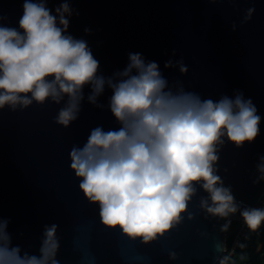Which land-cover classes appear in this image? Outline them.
<instances>
[{"label": "water", "instance_id": "obj_1", "mask_svg": "<svg viewBox=\"0 0 264 264\" xmlns=\"http://www.w3.org/2000/svg\"><path fill=\"white\" fill-rule=\"evenodd\" d=\"M23 2L0 0V16L6 18L0 23L18 28ZM62 2L48 0L47 6L55 14ZM69 2L74 11L68 33L87 41L104 76L123 70L129 53H141L158 63L170 86L180 82L185 90L213 100L239 91L253 101L261 116L260 134L240 148L226 142L218 174L242 207L256 206L264 196V181L253 183L258 158L264 156V0ZM249 7L255 12L242 24ZM181 57L186 74L165 68L168 60ZM89 92L85 87L78 119L67 128L54 122L62 105L50 101L15 112L0 110V218L9 221L12 244L38 255L44 226L57 224L60 264H217L227 221L205 218L198 207L206 195L202 190L189 205L193 219L186 214L181 224L149 245L102 225L98 206L79 190L69 152L74 144L82 146L93 128L107 131L119 125L107 107L111 90L98 99L103 108L87 102ZM235 218L244 221L239 213L230 220ZM258 229L264 237V223ZM169 252L177 259L171 260Z\"/></svg>", "mask_w": 264, "mask_h": 264}, {"label": "clouds", "instance_id": "obj_2", "mask_svg": "<svg viewBox=\"0 0 264 264\" xmlns=\"http://www.w3.org/2000/svg\"><path fill=\"white\" fill-rule=\"evenodd\" d=\"M47 5L48 0H24L18 28L0 23V110L15 112L50 101L62 105L54 122L67 128L78 119L85 87L90 89L87 102L100 108L99 97L111 90L107 107L119 127L106 131L97 126L69 152L79 190L98 206L102 225L149 245L186 214L193 219L189 205L202 190L206 195L198 207L205 218L225 219L222 230L237 213L250 229L259 228L264 208L242 207L218 174L226 142L240 148L260 134L261 116L253 101L239 91L213 100L185 90L180 82L170 86L158 63L141 53H129L123 70L104 76L87 41L68 33L74 11L69 0L55 14ZM254 12L249 7L241 23ZM164 66L182 75L189 70L182 57ZM255 167L253 183L258 184L264 181V156ZM8 224L0 218V264H60L57 224L44 226L38 255L12 244ZM168 255L177 259L175 252Z\"/></svg>", "mask_w": 264, "mask_h": 264}, {"label": "trees", "instance_id": "obj_3", "mask_svg": "<svg viewBox=\"0 0 264 264\" xmlns=\"http://www.w3.org/2000/svg\"><path fill=\"white\" fill-rule=\"evenodd\" d=\"M263 200L264 196L261 199L262 203ZM239 228L238 222L230 223L226 237V252L217 264H264V237L258 228L252 230L247 226L236 249L229 254Z\"/></svg>", "mask_w": 264, "mask_h": 264}, {"label": "built area", "instance_id": "obj_4", "mask_svg": "<svg viewBox=\"0 0 264 264\" xmlns=\"http://www.w3.org/2000/svg\"><path fill=\"white\" fill-rule=\"evenodd\" d=\"M254 207L264 208L262 201H260V202H259L256 206H254ZM232 221H236V222H238V223L240 224V228H239V231H238L236 237L234 238V241H233L232 246H231V248H230L229 254H232V253H233V251L236 249L237 245L239 244L240 239L242 238L243 234H244V233L246 232V230H247V225H246L245 222L242 221L241 219H239V218L232 219V220H230V223H231ZM229 225H230V224H228V226L224 229V232H223V240H224L223 255H224L225 252H226V237H227V234H228ZM223 255H222V256H223Z\"/></svg>", "mask_w": 264, "mask_h": 264}, {"label": "rangeland", "instance_id": "obj_5", "mask_svg": "<svg viewBox=\"0 0 264 264\" xmlns=\"http://www.w3.org/2000/svg\"><path fill=\"white\" fill-rule=\"evenodd\" d=\"M263 206H264V200H263Z\"/></svg>", "mask_w": 264, "mask_h": 264}]
</instances>
